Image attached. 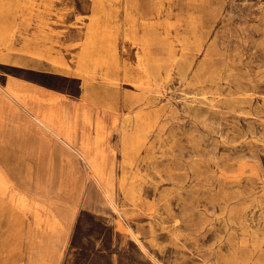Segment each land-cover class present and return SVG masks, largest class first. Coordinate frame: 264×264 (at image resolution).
I'll list each match as a JSON object with an SVG mask.
<instances>
[{
    "label": "rangeland",
    "instance_id": "obj_1",
    "mask_svg": "<svg viewBox=\"0 0 264 264\" xmlns=\"http://www.w3.org/2000/svg\"><path fill=\"white\" fill-rule=\"evenodd\" d=\"M0 264H264V0H0Z\"/></svg>",
    "mask_w": 264,
    "mask_h": 264
},
{
    "label": "crops",
    "instance_id": "obj_2",
    "mask_svg": "<svg viewBox=\"0 0 264 264\" xmlns=\"http://www.w3.org/2000/svg\"><path fill=\"white\" fill-rule=\"evenodd\" d=\"M5 94L11 98L13 101L17 102V104L21 105V107L28 112V110L33 112V116L35 120L54 138H56L59 142H61L68 149L76 153L79 158L86 164L92 165L97 163V159L91 157L89 152H86L80 143H77L75 140L76 134H70L66 128H68L69 120L76 125V121L78 118L79 111L83 110L84 107L89 109V106L92 105L93 100L82 99L86 102H80L77 105L70 103L64 98H58L53 95H47L45 100L35 99V107L28 108L27 102L23 99L25 96H21L17 93L13 82H10V86L5 90ZM34 97L40 95H44L43 91L33 90ZM81 99V100H82ZM46 101V103H42ZM45 105V106H44ZM59 108V109H57ZM113 121V126L116 125V120ZM121 124V120H120ZM120 124L117 126V132L120 129ZM109 143V142H108ZM112 152V149H111ZM89 169L91 173L96 177L98 181H100L98 175L96 174V167L90 166ZM103 190V188H102ZM104 193V191H103ZM105 196L108 197V200H111L107 194Z\"/></svg>",
    "mask_w": 264,
    "mask_h": 264
},
{
    "label": "bare ground",
    "instance_id": "obj_3",
    "mask_svg": "<svg viewBox=\"0 0 264 264\" xmlns=\"http://www.w3.org/2000/svg\"><path fill=\"white\" fill-rule=\"evenodd\" d=\"M59 109V108H57ZM85 113V112H84ZM84 115V114H83ZM84 117V116H83ZM67 131L70 134H79L80 140L77 141V143H80L83 147V149L86 152H89V155L95 159H97V163H105L106 158L104 157H98L97 152L99 148V143L103 139L102 136V124L98 121L95 124L91 123H79L78 118L76 121V125H74L69 120ZM103 143V142H102ZM96 174L98 175L99 179L101 180L103 178L102 173L98 171V168H96ZM101 186L103 188L104 194H107L109 196L108 190H106L103 186V183H101ZM111 202V200H109Z\"/></svg>",
    "mask_w": 264,
    "mask_h": 264
}]
</instances>
